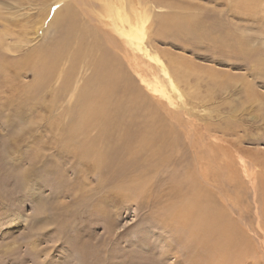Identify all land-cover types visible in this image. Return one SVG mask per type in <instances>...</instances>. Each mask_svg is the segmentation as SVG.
Returning <instances> with one entry per match:
<instances>
[{
	"label": "rangeland",
	"instance_id": "374dc122",
	"mask_svg": "<svg viewBox=\"0 0 264 264\" xmlns=\"http://www.w3.org/2000/svg\"><path fill=\"white\" fill-rule=\"evenodd\" d=\"M67 1L60 0L62 7ZM81 1L68 5L62 27H53L50 21L57 8L53 0H0V35L5 30L10 33L4 45L10 49L3 51L14 60L28 48L50 47L56 41L67 43L70 51L79 46L81 36L83 47L101 39L93 19L89 28L84 27L86 16L98 12L97 2ZM144 1L150 13L144 73L139 76L126 63L125 70L133 80L130 89L138 87L143 93L146 111L138 106L129 116L132 119L118 120L111 133L115 138L102 149L107 161L99 168L64 149L65 135L58 139L59 126H51L75 105L59 100L48 108L54 87L62 81L60 72L70 67L68 61H61L43 86H35L34 73L21 67L13 83L31 85L32 101L27 103L18 99L8 103L5 97L10 98V92L0 88V264H194V249L181 240L186 235L170 215L171 209L177 210L170 180L183 178L188 170L197 176L198 186L208 190L216 208L237 221L251 246V260L264 264V66H255L264 63L263 12L243 14L242 0L237 12L230 10L232 0ZM172 4L190 6L198 39L172 36L174 30L165 35L159 31V18L172 14ZM235 36L248 43L245 55L230 50ZM172 67L187 71L185 81L173 77ZM82 68L72 72L73 85L89 73ZM141 77L159 79L166 93L155 91L156 100ZM40 102L48 105L42 107ZM65 120L62 130L69 123L68 117ZM139 124H161L168 131L175 154L166 164H158L157 156L150 158L147 152L138 155L136 162L121 154L124 140L118 134L128 132L129 143L136 145L132 136ZM89 129L94 136L96 130ZM195 152L216 154L220 163L211 160L209 171L208 165L197 167ZM225 152L231 156L230 167L225 166ZM162 153L168 154L167 148ZM139 168L148 169L136 180L134 170ZM213 169L222 175L230 200L218 195L220 184L202 180V173L210 177Z\"/></svg>",
	"mask_w": 264,
	"mask_h": 264
},
{
	"label": "bare ground",
	"instance_id": "6f19581e",
	"mask_svg": "<svg viewBox=\"0 0 264 264\" xmlns=\"http://www.w3.org/2000/svg\"><path fill=\"white\" fill-rule=\"evenodd\" d=\"M77 1L78 0H69V2L67 1L62 7L63 1L53 0L57 8L54 10V13L52 12L53 16L50 24L53 27L55 25L62 27L67 14L68 5L69 7H72V5L75 6ZM94 1L97 2L96 5H98L99 10L96 13L93 12L94 17L92 18L82 11L84 16L87 15L85 19L87 23L84 27L86 29L87 27L89 28L88 21L90 22L91 19H93L95 22V29L100 31L102 35V42H100L101 39H98V37L94 42L86 45L87 47H83V36H81L82 38L80 39L79 46L73 50H68L67 43L56 41V43L50 47L41 46L28 48L21 56L19 55L12 60L10 58L11 56L9 57V55L3 51V48L8 49L10 47H7L8 45L4 46L7 44V41L5 42L6 35L10 33L6 30L3 31L0 35V88H5L10 92V98H8L9 95L5 97L8 103L17 99L22 103H27V101L32 99V94L30 92L31 85L27 87L29 84L23 83L21 87H15L13 83V81H16L15 78L17 73L22 70L21 67L24 66L27 70H31L34 73L33 82H35V86H39L45 84L52 75L54 77V69L58 68L61 61H68L70 67L66 71L64 70L63 72L62 70L60 72L62 81L57 87H54V92H52L51 95L52 101L49 102V105L41 102L40 105L42 107L48 105V108L51 109V107H54L55 102L59 100L71 101V103L77 105V107L74 105V107H76L75 109L74 107L72 109L68 108L69 110L67 111L62 108L64 112L56 117V120L52 122L51 126H59L58 129L61 132L57 135L58 139L65 135L66 142L62 143L64 149L72 153L77 160H89L94 169H96L107 161L106 151L102 149L108 148L111 145L112 139L115 138L111 133L117 128L118 120L124 116L132 117L130 114L139 109L138 106H140V109L146 111V107L142 102L143 93L140 92L138 87L133 88L134 86H132L133 89H130L133 80L130 82V76L125 70V63L139 76H142L144 73V68H142V55L146 56L148 54L144 45V39L148 28L146 27V22L148 21L150 13L148 14L144 0ZM242 1H244L242 2L244 5L241 7L243 9H241L243 14L253 16L263 12L264 16V0ZM232 3L233 7L230 8V10L237 12L240 8L239 6H241L240 0H232ZM83 5L84 2L81 1V6ZM169 8L172 9V14L162 15L159 18V31L165 35L167 30H174L171 32L172 36L183 37L185 34V38L189 39V36H193L195 39H198L196 34H199L197 30L199 27L195 25L196 21H194L193 12L188 11L190 6L186 4L184 7H179L172 4ZM175 8H177V10L186 9L187 12L181 11L176 13ZM42 21L43 19L41 20V24ZM178 32H180V34L177 35ZM66 33L70 34L71 30H66ZM95 35L94 37H97ZM233 40L234 43L230 45V50L234 53L245 55L247 50H249L246 46L248 43L245 44V40L243 41L240 36L233 37ZM8 59H11V61ZM78 63L79 68L84 67L82 69L88 70L89 73L83 76L81 83L73 85L72 82L74 78L71 74L74 72V69L78 68ZM255 64L259 69H262L264 66V63L260 62ZM172 69L174 74L173 77L180 81L188 76L187 71H181L175 67H172ZM164 74H167L166 71H164ZM144 79V77L140 78L141 82H144L152 92L154 91L152 94L156 97V100L157 96L155 91L166 93L159 79L152 78V81ZM17 88H20V90L18 89L19 92ZM15 91H17L18 94L17 92L15 93ZM152 116L154 118L156 117L155 114ZM67 117L69 123L66 125V128L64 127L62 130L64 125L63 120ZM135 126V133L134 135L132 133V137L135 139L134 142L136 145H132L133 143L131 142L129 143V137L131 136L127 134L128 132L125 133L121 130L118 134L120 137L117 135L116 138L119 137L121 141L124 140L119 147L121 154L133 157L131 162H136L138 160V155L147 152L149 154H144L150 158L157 156L158 164H166L175 154V142L173 139L171 140V137L170 139L168 138V131L162 129L161 124L149 126H147V124H139V127L137 125ZM89 128L96 130L94 136H90L88 133ZM76 138H79V140L73 143L72 141ZM163 148H167L168 154L162 153ZM212 154H214V152ZM215 155L208 154V156H206L202 152H197L194 161H196L197 167L200 168L208 165L205 170L209 171L211 166L210 163H220L219 159L221 158L217 159L218 156ZM223 157V160L226 161L225 166L230 167L228 165L230 164L229 160L231 156L229 155L228 157L225 152ZM120 158H118V160ZM211 160L212 162H210ZM147 169L148 168H139L138 170H134V172L137 173L134 178L140 180L145 175L144 171ZM213 170L214 173L210 176L212 179L208 177V173L202 170V180L204 182L212 180L214 183L220 184L217 188L218 195L222 200L224 199L223 201H225V199L230 200L229 195L224 193L225 186L223 187L222 184V175L216 169ZM231 170L234 171L235 169ZM192 172L188 170L183 178H171L169 184L172 186L171 189L175 190L177 204V210L171 209L172 214L170 213V215L174 218L176 217L177 220L175 221L182 227V233L186 235L185 239L181 240L190 242L191 248L194 249V264H255L253 260H251L252 257H250V251L248 249V247L251 246L246 242L243 235L244 233L237 224V221L225 214L223 210L216 208L211 198H208V190L198 186L197 176L195 177ZM230 172L229 170V174H231ZM232 178L234 179V177ZM232 178L230 180H233ZM234 205V203L231 204L232 207H234ZM238 214L241 216L240 212ZM166 217L170 218L169 216Z\"/></svg>",
	"mask_w": 264,
	"mask_h": 264
}]
</instances>
